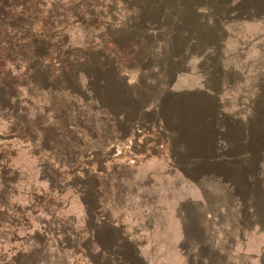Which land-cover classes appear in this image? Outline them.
Returning a JSON list of instances; mask_svg holds the SVG:
<instances>
[{
    "label": "rangeland",
    "instance_id": "rangeland-1",
    "mask_svg": "<svg viewBox=\"0 0 264 264\" xmlns=\"http://www.w3.org/2000/svg\"><path fill=\"white\" fill-rule=\"evenodd\" d=\"M119 1L98 58L0 40V253L264 264V0Z\"/></svg>",
    "mask_w": 264,
    "mask_h": 264
},
{
    "label": "trees",
    "instance_id": "trees-1",
    "mask_svg": "<svg viewBox=\"0 0 264 264\" xmlns=\"http://www.w3.org/2000/svg\"><path fill=\"white\" fill-rule=\"evenodd\" d=\"M9 8L13 9L11 16ZM122 10L119 0H0V40L8 44L9 53L19 64L45 57L62 64L73 54L66 51L65 42L75 31L91 44L85 56H78L98 58L100 52L109 50L107 31L119 21ZM7 15L12 17L8 27L13 35H6L2 28ZM114 48L122 49L113 45L109 56ZM18 254L7 258L0 253V264H17Z\"/></svg>",
    "mask_w": 264,
    "mask_h": 264
}]
</instances>
